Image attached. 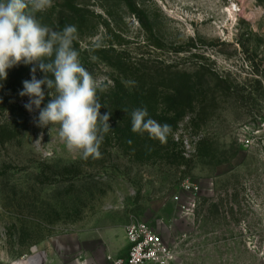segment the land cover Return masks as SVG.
Listing matches in <instances>:
<instances>
[{
  "label": "rangeland",
  "instance_id": "obj_1",
  "mask_svg": "<svg viewBox=\"0 0 264 264\" xmlns=\"http://www.w3.org/2000/svg\"><path fill=\"white\" fill-rule=\"evenodd\" d=\"M35 16L56 30L77 27L81 63L111 81L98 95L112 128L101 158L69 151L60 126L37 127L39 110L19 96L32 65L8 70L0 264L34 248L42 264H112L126 257L132 221L161 237L170 264H264V0H53ZM99 48L132 64L119 68ZM180 84L191 105L176 104L170 89ZM44 88L41 107L51 99ZM115 95L129 111H156L149 117L171 127L166 140L121 135V114L105 104Z\"/></svg>",
  "mask_w": 264,
  "mask_h": 264
},
{
  "label": "clouds",
  "instance_id": "obj_2",
  "mask_svg": "<svg viewBox=\"0 0 264 264\" xmlns=\"http://www.w3.org/2000/svg\"><path fill=\"white\" fill-rule=\"evenodd\" d=\"M52 4L53 0H0V81L7 79L8 70L14 66L32 65L31 79L23 81L19 96L29 97L24 105L28 112L39 110L38 117L33 118L36 126L58 124L59 136L69 151L80 152L84 159H98L104 135L112 128V113L101 114L98 94L106 92L111 81L105 75L94 76L81 63L74 47L78 38L75 25L56 30L36 18L35 13L46 11ZM37 70L43 78H37ZM44 86L51 99L41 107ZM131 125L134 133L146 132L161 142L171 132L169 125L150 118L146 108L132 112Z\"/></svg>",
  "mask_w": 264,
  "mask_h": 264
},
{
  "label": "built area",
  "instance_id": "obj_3",
  "mask_svg": "<svg viewBox=\"0 0 264 264\" xmlns=\"http://www.w3.org/2000/svg\"><path fill=\"white\" fill-rule=\"evenodd\" d=\"M124 234L128 246L126 257H108L112 264H170L173 261V253L146 223L132 221L124 228Z\"/></svg>",
  "mask_w": 264,
  "mask_h": 264
},
{
  "label": "trees",
  "instance_id": "obj_4",
  "mask_svg": "<svg viewBox=\"0 0 264 264\" xmlns=\"http://www.w3.org/2000/svg\"><path fill=\"white\" fill-rule=\"evenodd\" d=\"M109 51L113 52L114 54H116L114 56V59H115V63L119 66V68H127L129 64H132L130 63L128 57H124V54H123V51L119 52L114 49V48H110L108 50L106 49H100L99 48V51L100 54L102 55H106ZM167 89H170V87H166ZM139 90V91H138ZM173 93V98L174 100L177 102V100H179V98H182L183 101L186 102V104H190L191 105V88L188 87V85H182L180 84L179 86L177 87H173L170 89ZM141 89H134V92L135 93H141L140 92ZM142 94V93H141ZM135 95V94H134ZM137 95V94H136ZM135 95V96H136ZM105 104H107V106L110 108V109H115L117 110V112H119L121 114V116L119 117L118 121L115 122V124L117 125V129L119 130V133L121 135H123L124 137L128 138V139H133L135 141H137V139H140L142 137H145V133L143 134H139V133H134L132 130H131V114H132V111H129V109H127L128 107H130V105H128L126 102H124L123 100H119L117 99V96L115 95L114 97H109L107 99V101L105 102ZM177 105L179 104L178 102L176 103ZM142 106H148V105H143ZM150 111L148 112V114H154L156 113V111H154L152 108H149ZM135 143V142H134Z\"/></svg>",
  "mask_w": 264,
  "mask_h": 264
},
{
  "label": "bare ground",
  "instance_id": "obj_5",
  "mask_svg": "<svg viewBox=\"0 0 264 264\" xmlns=\"http://www.w3.org/2000/svg\"><path fill=\"white\" fill-rule=\"evenodd\" d=\"M43 260L44 256L34 248L31 256L14 260L11 264H42Z\"/></svg>",
  "mask_w": 264,
  "mask_h": 264
},
{
  "label": "crops",
  "instance_id": "obj_6",
  "mask_svg": "<svg viewBox=\"0 0 264 264\" xmlns=\"http://www.w3.org/2000/svg\"><path fill=\"white\" fill-rule=\"evenodd\" d=\"M111 252H114L113 249L111 250Z\"/></svg>",
  "mask_w": 264,
  "mask_h": 264
}]
</instances>
